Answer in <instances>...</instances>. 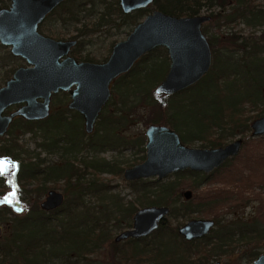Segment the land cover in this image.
Here are the masks:
<instances>
[{
    "label": "trees",
    "instance_id": "16d2710c",
    "mask_svg": "<svg viewBox=\"0 0 264 264\" xmlns=\"http://www.w3.org/2000/svg\"><path fill=\"white\" fill-rule=\"evenodd\" d=\"M4 1L0 0V8L5 6ZM151 6L176 16L208 12L210 19L207 22H216L217 27L225 25L233 29L238 24H244L250 28H263L257 33L242 34L241 30H234L222 36L209 34L207 39L212 52L209 71L195 84L169 96L151 92L158 78L150 73L151 68L148 73L153 56L157 59L158 75L166 70L168 57L165 49L157 47L144 54L127 73L113 81L112 95L99 115L95 131L86 135V140L79 115L66 116V109L38 122L15 119L21 124L18 125L22 128L19 134L32 132L40 123L47 124L50 131L45 132V128L41 127L43 140L40 146L48 153L58 154V158L53 163L44 164V160L37 157L38 160L32 162L24 153V159L20 161L13 155V139L10 138L11 147L2 150L4 153L1 155L16 161L17 167L14 172L3 170V174L0 173V195L19 199L22 193H26L25 186L31 181L38 183L36 191H41L47 181L62 180L65 200L59 208L49 212L40 209L37 202H31L23 215H16L2 206L0 222L7 234L0 237V264H90V256L101 243L108 244L112 264H205L226 254L229 246L240 243L256 245L264 239V227H258L256 219L244 216L226 222L216 219L218 229L191 241L181 237L178 227L170 223L168 216L173 219L190 217L193 212L217 210L221 204L229 202L222 193L205 197L202 192L197 202L193 199L182 201L176 191L179 177H188L191 188L196 190L208 183L218 168L209 174L183 170L169 175L175 176L172 180L139 179L130 183L138 192L135 200L140 206H170L167 218L148 237L115 242L108 228L112 210L107 209L105 214L98 216L86 203V195L105 187L98 175H94L95 172L119 174L127 159L118 164L103 158L82 157L79 161L81 167L76 163V154L82 148L103 151L139 147L138 151H144L145 137L127 133L138 122L168 125L178 132L185 144L199 141L202 146L216 147L241 137L242 145L246 146L251 143L250 123L264 115V0H153L147 8L130 14L121 11L118 0H68L49 13L39 28L60 24L64 31L53 35L65 39L68 28L73 27L75 35L70 38L89 42L104 28L120 30L125 24H136ZM207 22L202 27L205 35L209 33ZM71 52L76 58L80 57L77 46ZM82 60L92 61L88 58ZM145 62L147 66H143ZM148 78L155 83L142 87ZM181 113L184 120L191 122L189 128L177 123ZM76 120L78 124H75ZM15 124L7 132L11 137ZM70 127L77 128V132L71 133ZM254 147L258 149L256 144ZM247 151L250 150L247 148ZM254 155L251 153L249 156L260 157L256 152ZM6 159L0 160V167ZM91 172L93 177L88 179L86 176ZM96 185L98 187L94 188ZM10 186L11 189L8 188ZM240 195L244 198L239 194L233 202L241 199ZM116 206L122 216L135 210L132 203L123 206L117 202ZM123 220L117 218L119 224L125 223L130 227V223ZM254 250L256 247L253 246L250 259L257 255Z\"/></svg>",
    "mask_w": 264,
    "mask_h": 264
},
{
    "label": "water",
    "instance_id": "95a60500",
    "mask_svg": "<svg viewBox=\"0 0 264 264\" xmlns=\"http://www.w3.org/2000/svg\"><path fill=\"white\" fill-rule=\"evenodd\" d=\"M68 0H9L0 8V45L9 47L13 56L23 59L0 86V137L4 136L16 117L40 120L49 116L50 100L54 93L68 92L69 109L83 118L85 134H91L99 114L111 96V84L127 73L144 54L163 47L168 67L156 85V95L169 96L198 82L210 69L212 52L203 24L207 13L176 16L154 9L137 22L126 39L115 42L104 61L77 60L70 52L76 39H54L39 32V25L60 3ZM153 0H118L124 14L147 8ZM20 106L6 112L10 106ZM253 136L264 137V115L250 123ZM145 156L143 161L126 167L122 177L127 182L139 179L161 180L173 173L190 170L211 173L225 161L239 154L243 139L237 137L222 146L191 147L182 142L178 132L168 125L148 124L144 129ZM190 190L182 197L190 199ZM65 200L62 192L47 191L39 208L45 212L59 208ZM6 206L16 214L26 208L15 199L0 196V207ZM166 205H145L132 215L131 227L117 233L115 242L128 238H144L158 229L167 218ZM214 226L212 219L193 218L177 228L187 241L203 238ZM1 233V227H0ZM210 264H220L215 261ZM254 264H264V253Z\"/></svg>",
    "mask_w": 264,
    "mask_h": 264
},
{
    "label": "rangeland",
    "instance_id": "374dc122",
    "mask_svg": "<svg viewBox=\"0 0 264 264\" xmlns=\"http://www.w3.org/2000/svg\"><path fill=\"white\" fill-rule=\"evenodd\" d=\"M3 7H7L9 5V0L4 1ZM2 6V4H0ZM151 9L146 14L150 13L152 9H154L152 6ZM208 13V12H207ZM145 14V15H146ZM141 16L138 21H141L144 16ZM209 33H206V36L208 38L209 34H214L217 36H222L226 32L234 31V30H241L242 34H247L251 31L258 32L259 29L263 27H255L250 28L245 26L244 24H238L233 29L229 28L225 25H222L221 27H217L216 22H207ZM135 24L128 26L127 24L123 25L121 29H113V28H104L103 31H98L97 34L91 37V40L89 42L86 41V39L79 40L80 38L76 39L78 40L77 51L80 54V57L76 58L75 55H72V52L70 54L75 57L77 60H82L83 58H88L92 61H104L111 50L112 45L115 42L121 41L126 39L128 34L132 31ZM107 29V30H106ZM231 29V30H230ZM64 31V27L60 24H56L51 27L46 28H39V32L43 35L49 36L54 39H60L59 37L53 35V33L60 32L62 33ZM75 35V31L72 28H68L67 34H65V39H73L70 38ZM75 46V47H76ZM74 47V48H75ZM73 48V49H74ZM167 54V53H166ZM148 67V73L149 68H151L150 73L153 74V76H157L158 81L156 84L151 88V92H154V88L156 85L163 79V76L165 75V72L167 70H164V72L159 73V67L157 63L156 57L153 56ZM151 59V60H152ZM169 63V61H168ZM147 62L143 64V66H147ZM19 66H27L25 61L21 59L20 57L13 56L10 53L9 47L0 45V86L4 85L5 81L11 77L12 72ZM142 66V67H143ZM163 67V66H162ZM149 73V74H150ZM163 73V75H162ZM162 75V77H161ZM161 77V78H160ZM160 78V79H159ZM148 78L142 87H147L149 85H153L152 83H155V81ZM124 92L127 93V88L124 89ZM240 93H243L241 91ZM201 94V93H200ZM211 94L207 95L209 97ZM69 101V95L64 92H59L56 95L52 97L51 100V112H56L62 108L65 111L67 110V103ZM195 113V112H194ZM74 114L72 110H68V112L65 111L66 116H70ZM79 119V118H78ZM183 115L181 113L180 119L177 120V123L182 125L185 124L189 125L191 122H188V120H184ZM51 120L50 122H52ZM80 126H82L83 130V122L79 120ZM78 120H76L75 124L79 123ZM15 124L13 127V136L6 134L2 137H0V160L6 159L2 152L4 149H8L11 147V142L9 139H13L12 145L14 146V156L19 158V160L24 159V153H27L28 157H30V160L32 162H36L38 159L44 160V164H50L57 160L58 154L55 153H48L42 149L40 146L42 140H43V130H41V127L45 128V132L50 131L48 129L47 124H38L34 130L31 132H24L22 134V128L18 125L20 124L19 120H15L12 124ZM11 124V125H12ZM98 125L97 122L95 126ZM76 126V125H75ZM147 125L138 122L134 126L130 127L127 131V133L137 136L142 135L144 137V129ZM190 126V125H189ZM12 126H10L11 128ZM78 127V126H76ZM9 128V129H10ZM189 128V127H188ZM71 133H76L77 128L70 127L69 128ZM251 133V130H250ZM19 135V136H18ZM249 141L251 143L247 144L246 146L241 147V150L238 155L233 157L231 160L227 162L226 165H223L222 167H219L216 171L212 173L210 176L209 182L205 185L201 186V188L194 190L190 186V179L188 177H179L178 180L180 183L176 187V191L180 194L184 190H190L192 192L191 198L194 201H198L197 198H200V193H204L203 195L206 197V195H215L216 193H222L223 197H226V200L229 202H226L224 204H221L217 210H211V211H202L201 212H193L190 217H177L173 219L171 216H168V219L170 220V223L173 226H181L183 223H185L189 219L193 218H213L222 220V222H226L229 220H234L240 216L247 217L248 219H256L258 227L262 228L264 227V137L262 136H253L250 134ZM86 140V134L83 137ZM236 138V137H235ZM234 139V138H233ZM233 139H230L228 141H231ZM145 140V139H144ZM255 144L257 145L258 149H255ZM191 147H206L202 146L199 141H193L191 143L186 144ZM254 145V146H253ZM139 147H136L134 149H117V150H110L105 149L103 151L89 150L87 148H82L80 151L76 154V163L81 164L79 161L82 160V157L87 158H103L105 160H108L110 162H117L120 164V162H123L124 159H127L126 162H130L129 165L121 166L122 170L119 174H113V173H100L97 174L95 172L94 175H98L100 178V181L105 184V187H100L99 190L92 192L89 195H86L85 200L88 204L89 208L92 212L96 213L98 216H102V214H105L104 212L107 211V209L112 210V218L109 219L108 228L112 233V240L115 237V235L122 230L128 229L131 227L132 223V215L138 208L142 207L139 204L136 203V196H138V192L136 193L135 189L130 185V183L134 182H127L122 177V171L126 167H130L132 165H135L137 163H140L143 161L145 152L144 151H138ZM247 148L251 151H247ZM254 152L258 153L260 157H250L249 155L252 153L253 156ZM38 159H37V158ZM4 164L0 167V173L3 174V170L5 172H14L17 167V162L14 160L6 159L3 161ZM81 166V165H80ZM251 166V167H250ZM82 167V166H81ZM257 172V173H256ZM172 175V174H171ZM88 179H91L93 177V172H91L90 175L86 176ZM175 176L165 177L164 179L172 180ZM154 180V179H150ZM137 181V180H136ZM35 182V181H34ZM29 182L25 186L26 193H22L21 197L17 200H19L24 207H27V204L30 205L31 202H41L46 192L50 189H55L57 191H60L64 194L63 190V181H47L44 185V189L40 191L36 189L38 188V183ZM5 184V183H4ZM3 184V185H4ZM98 184V182H97ZM96 185L94 188H97ZM11 189V186L8 187ZM224 191V192H222ZM41 192V193H40ZM242 194L244 198L238 199V201L233 202V199L237 197V195ZM65 196V195H64ZM180 199L184 200L182 197V194L180 195ZM117 202H120L121 205L126 206L130 205V203L133 204V207L135 210H133L131 213H124V216H122L121 212L117 210ZM1 209V207H0ZM13 213V212H12ZM26 213V211L24 212ZM23 213V214H24ZM20 214V215H23ZM117 218H123L124 222H129L130 227H127L125 223L119 224L117 221ZM111 223L113 226H111ZM1 233L0 237L3 235H6L7 232L5 230L4 225H1ZM219 226H215V230L218 229ZM252 243H249L245 245L244 243L237 244L236 247H234L232 250L228 251L227 254H223L222 256H219L216 260L220 261L221 264H251L250 262L246 261L245 258H242V255L247 250L249 246H252ZM257 246H259V252H264V239L257 243ZM107 243H101L99 248L97 250H94L93 254L90 256L91 263L90 264H112L109 260V248ZM213 259L211 262H214ZM124 264H136L134 262H128Z\"/></svg>",
    "mask_w": 264,
    "mask_h": 264
},
{
    "label": "flooded vegetation",
    "instance_id": "af4514ba",
    "mask_svg": "<svg viewBox=\"0 0 264 264\" xmlns=\"http://www.w3.org/2000/svg\"><path fill=\"white\" fill-rule=\"evenodd\" d=\"M78 42V41H77ZM77 44V43H76ZM76 46V45H75ZM74 46V47H75ZM73 47V48H74ZM72 48V49H73ZM72 51V50H71ZM85 61H88V60H85ZM92 62H97V61H92ZM167 71V70H166ZM166 73V72H165ZM113 83V82H112ZM111 86H112V84H111ZM59 92H63V91H59ZM59 92H57V93H59ZM57 93H54L53 95H52V97L54 96V95H56ZM64 93H67L68 95H69V93L68 92H65L64 91ZM111 93H112V91H111ZM112 95V94H111ZM52 97H51V100H52ZM111 97V96H110ZM51 100H50V109H49V116L52 114V113H54V112H51ZM69 102H70V95H69V101H68V103H67V105H66V107H67V110H72L74 113H77L78 115H79V117H80V119L79 120H81L82 122H83V118H82V116H81V114L79 113V112H77L76 110H74V109H69L68 108V104H69ZM106 105V104H105ZM104 105V106H105ZM20 106V104H15V105H12V106H10V108H8L7 110H6V112H10V111H13V110H15V109H17L18 107ZM62 109H64V108H62ZM103 109V108H102ZM61 110V109H60ZM59 111V110H58ZM57 111V112H58ZM102 111V110H101ZM101 113V112H100ZM100 115V114H99ZM48 116V117H49ZM47 117V118H48ZM23 119V118H21V117H16L15 119ZM14 119V120H15ZM46 119V118H45ZM45 119H40V120H32V121H29V122H38V121H42V120H45ZM98 119H99V117H98ZM98 119L96 120V122L98 121ZM14 120L12 121V123L14 122ZM24 120V119H23ZM25 121H27V120H25ZM11 123V124H12ZM11 124L9 125V127H8V130H9V128H10V126H11ZM96 124V123H95ZM97 126V125H96ZM96 126L94 125V129H93V131L91 132V134L95 131V129H96ZM170 127V126H169ZM172 128V127H171ZM7 130V131H8ZM83 131H84V129H83ZM85 133V132H84ZM86 135H89V134H86ZM144 147V146H143ZM144 152H145V149H144ZM145 156V155H144ZM192 193V192H191ZM46 194H47V192H46ZM182 194V193H181ZM180 194V195H181ZM46 196V195H45ZM188 200H192V198H190V199H188ZM188 200H182V201H188ZM40 203V202H39ZM39 206V205H38ZM166 206H168V205H166ZM169 208H170V206H169ZM206 219H212L213 221H214V226H213V228L210 230V232L207 234V235H205V236H208L213 230H214V228H215V226H216V224H215V220L216 219H213V218H206ZM204 236V237H205ZM253 244V243H252ZM237 246V244H235V245H232V247H230L229 246V248H226V250H228V251H230V250H232L234 247H236ZM256 247V250H254V251H256L257 252V255L253 258V259H250L249 258V254H250V251H251V248L252 247ZM264 252H262V253H260L259 252V246H257V244L255 245V244H253L252 246H249L248 248H247V250L244 252V254L242 255V258H245L246 259V261H248V262H250L251 264H254V260L259 256V255H261V254H263ZM227 254V253H226ZM215 261H218V260H216V259H214ZM212 261V260H211ZM211 261H209V262H206L205 264H210V263H213V262H211ZM214 261V262H215ZM219 263L221 264V262L219 261ZM237 264H241V263H237Z\"/></svg>",
    "mask_w": 264,
    "mask_h": 264
}]
</instances>
